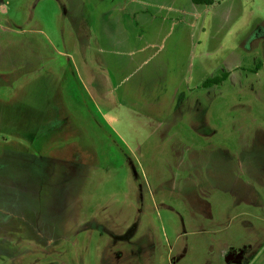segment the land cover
I'll list each match as a JSON object with an SVG mask.
<instances>
[{"label":"rangeland","instance_id":"rangeland-1","mask_svg":"<svg viewBox=\"0 0 264 264\" xmlns=\"http://www.w3.org/2000/svg\"><path fill=\"white\" fill-rule=\"evenodd\" d=\"M151 1L171 20L125 24L127 44L155 43L150 69L167 70L140 73L130 109L113 74L99 88L97 38L144 6L0 0V264H264V0ZM57 57L69 78L53 80Z\"/></svg>","mask_w":264,"mask_h":264},{"label":"crops","instance_id":"crops-1","mask_svg":"<svg viewBox=\"0 0 264 264\" xmlns=\"http://www.w3.org/2000/svg\"><path fill=\"white\" fill-rule=\"evenodd\" d=\"M130 1H131V4L133 7L134 6H144V8H141V7L136 8L135 12L133 13L134 18L125 17V20H124L123 18L120 17L121 19L115 20V22H114L115 26L112 29V31H114L115 33L111 32V33H108L106 35H104L103 33H102V35L99 34V36L97 38V41L99 42V46H98L97 50L104 57L102 60L103 68L101 69V72H103V73H101L100 75L106 76L103 80L100 78V81L98 82L99 88H102L105 85L107 86L109 84V81H107V79H109L110 76L113 74L115 76V78H118L117 89L124 87L122 89V91H120V92L117 91L118 99L122 98L120 100L121 103H124L125 101L131 103V105L126 106L127 108L130 107V109H131L132 103H134L133 102L134 97L138 96L139 90L145 89L148 85V83L146 82L147 80L144 77H142V78L139 77L140 73H142L144 76H147V77H153L154 80L153 79L152 80L154 82L155 80H162V78L159 77L157 73L164 72L167 69L164 67L161 69L151 70L152 69L151 65H154V63H152V62H157V59H158L159 55H161V52H145L149 48H151V49L156 48L155 43H152V42H147L146 45H143L142 47H138L137 43H131L129 46L127 44L128 40L130 37H133V35H132L131 31H130V33H128L129 31L126 30L125 24L130 25L133 28V30L136 31V30H140L142 28L141 22L145 21V20L139 21L140 17L145 16V17H150L153 19L162 18L163 20L170 21L171 18H169V16L161 15V14L163 12H165L166 9H167L166 13H170L171 9H169V8H171V7H168V4H165L166 5L165 6L164 3L155 4L152 1L150 2V0H130ZM1 5H2V3H0V6ZM196 5H198V4H196ZM176 7H177V5H176ZM161 9H163L164 11L160 13L159 10H161ZM142 12H143V14H142ZM175 12H176V8H175ZM139 14H140V16L138 17ZM195 17H197V15H195ZM173 20H183V22L185 21V19H180L178 17L173 18ZM104 21L105 22L103 23L101 20L100 23L103 25L104 24L106 25V23H108V22L106 20H104ZM173 22H175V21H173ZM190 23H191V25H195V21H192ZM116 26L118 27V30L121 31V33L116 31ZM3 30H5L8 34H6L4 37L2 36L0 39V49H1L2 45L4 46L2 48L3 52H0V55L4 56V57H2L1 62H0L1 64H3L2 70L6 69V67L8 66L7 60L9 59V54L11 53L8 51L9 46L4 45V41L7 40V38L11 37V35H9V33L11 32V29L3 28ZM34 34H35L34 36H29V37H31L30 39H32L36 42L38 34H36V33H34ZM40 34H43V33H40ZM120 34H122V36H120ZM142 34L140 33V36ZM19 36H20L19 40L21 42L23 41V37H25L24 39L28 38V34L27 35H19ZM104 37H106V40L111 38L113 43L106 45L104 43ZM43 38H47V37H43ZM88 40H91V39L87 38V41ZM35 46L39 48V45L37 43L35 44ZM17 47L19 49H21L22 46L19 45ZM18 48H17V51L19 50ZM17 53H19V52H17ZM34 53L37 54L36 56L39 57V52H34ZM117 53H122V57H124V60L126 62L124 66L122 64H119V65L115 64L114 65L115 59H113V60L110 59V58H113L111 56L112 54L117 55ZM58 54H60L61 56H64V57L70 56V53H68V52H58ZM20 55H21V53H20ZM60 65H61V62H60V64L58 63V57H57L55 64L53 63V66L56 68L55 69L56 72L53 69V72H55L56 74L52 72L53 80L60 78L62 75H63L62 79L63 78H66V79L69 78L68 67L67 66L64 67V66H62V65L60 66ZM8 68H9V66H8ZM120 68H122L123 70L121 71ZM145 69H148V70H145ZM123 73L125 75H123ZM65 74H66V77H65ZM135 75H137V77L134 79ZM94 78H95V75H94L93 79ZM130 81H133V84H132L131 89L127 90L125 83H128ZM62 82L63 81L58 79L55 82L56 84L53 86V90L59 91V88H62V85H64V84H62ZM92 82H95V81H92ZM151 87L152 86H150V88ZM175 89H176V91H175L176 96L179 93L178 91H180V93L183 95L187 94L184 90H182L183 89L182 87L181 88H175ZM135 90H138V91H135ZM93 94H94V92H93ZM59 95H60V93H58V97L56 98V100L59 98ZM101 95L104 99L107 98V92L106 91H103ZM176 99L179 100L180 98L178 99V97H177ZM42 101L43 100H41V103H42ZM193 101H195V99ZM62 102H63V108L61 105L60 106L58 105V108H57V103H56V108L58 110V114L60 116H63L64 115L63 112H65L66 117L72 119L71 118L72 115L69 116L70 112H69L68 100L66 98V95L63 96ZM148 104L159 105L158 100L151 101ZM130 109H127V111H130ZM111 118L113 119L114 117L111 116ZM169 120L170 119H167V121H169ZM156 121L157 120H155V118H154V125L156 124ZM168 128H169L168 131L171 133V135L169 137H175L176 131H178L176 126L170 123V126H168ZM155 131H157V129H154L151 132V134H157L158 133V131L156 133H155Z\"/></svg>","mask_w":264,"mask_h":264},{"label":"trees","instance_id":"trees-1","mask_svg":"<svg viewBox=\"0 0 264 264\" xmlns=\"http://www.w3.org/2000/svg\"><path fill=\"white\" fill-rule=\"evenodd\" d=\"M194 4L198 5H212L214 3V0H192ZM261 67V64H258V66L253 70L254 72H258V69ZM229 77V72H223L221 75H216L210 78H207L202 86L204 88H209L214 85H219Z\"/></svg>","mask_w":264,"mask_h":264},{"label":"water","instance_id":"water-1","mask_svg":"<svg viewBox=\"0 0 264 264\" xmlns=\"http://www.w3.org/2000/svg\"><path fill=\"white\" fill-rule=\"evenodd\" d=\"M232 256H233V255L230 254V255L227 257V259L229 260V259L233 258Z\"/></svg>","mask_w":264,"mask_h":264}]
</instances>
